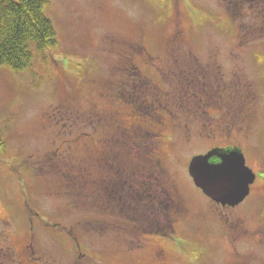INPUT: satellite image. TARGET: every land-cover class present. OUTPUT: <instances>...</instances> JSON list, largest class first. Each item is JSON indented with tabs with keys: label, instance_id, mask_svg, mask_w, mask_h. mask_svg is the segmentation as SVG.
Returning <instances> with one entry per match:
<instances>
[{
	"label": "rangeland",
	"instance_id": "1",
	"mask_svg": "<svg viewBox=\"0 0 264 264\" xmlns=\"http://www.w3.org/2000/svg\"><path fill=\"white\" fill-rule=\"evenodd\" d=\"M42 1L56 44L34 51L25 71L0 67L3 224L18 225L23 205L40 212L43 228L56 222L64 235L54 244L43 230V257L57 264H77L73 237L86 249L82 264H264V0ZM232 145L256 181L226 208L195 187L187 167ZM127 150L133 159L149 152L147 184L160 197L152 177L168 188L170 220L161 207L145 221L129 200L135 223H126L84 198L78 165L97 175L99 160ZM1 224L0 240L6 233L8 246H21L23 235Z\"/></svg>",
	"mask_w": 264,
	"mask_h": 264
},
{
	"label": "trees",
	"instance_id": "2",
	"mask_svg": "<svg viewBox=\"0 0 264 264\" xmlns=\"http://www.w3.org/2000/svg\"><path fill=\"white\" fill-rule=\"evenodd\" d=\"M252 1V5L263 4V0ZM43 4L42 0H0V67L6 66L16 72L25 71L31 66L34 51L42 52L56 44L55 30L51 21L43 13ZM138 53H141V50ZM125 143L129 144L128 141ZM141 144L145 145L143 140ZM4 149L5 144L0 136V151H4ZM120 153L114 152L110 159L99 160L97 175L92 174L93 171L91 173L86 164H81L82 168H79L84 174L85 179L81 181L84 187L87 185L91 187L93 179L96 182L94 206L112 211L114 215L120 214L119 217L123 222L135 223L132 213L128 212L125 206L126 202L129 204L130 200V204L132 201L136 203V205L133 204L134 209L139 210L145 221H148L152 211H157L161 207H163V211L165 210L167 219L170 220L169 214L173 215L176 211L173 208L174 203L168 188L163 187V184L160 185L155 176L152 177L154 185L162 194L160 197L158 192L155 193L150 188L153 184L149 181L147 184V180L152 176L148 167L150 166L148 158L145 156L149 152L138 159H133L128 150L125 153ZM122 162H127V166L131 165L132 170L129 174L122 172L120 164ZM125 195L128 197L123 199ZM165 225L168 229L171 224ZM147 227L146 224L140 225L139 233H136V236L139 237L143 233L145 235L144 230ZM167 229L161 231L162 236L171 235L170 229ZM152 233L156 232L153 230Z\"/></svg>",
	"mask_w": 264,
	"mask_h": 264
},
{
	"label": "flooded vegetation",
	"instance_id": "3",
	"mask_svg": "<svg viewBox=\"0 0 264 264\" xmlns=\"http://www.w3.org/2000/svg\"><path fill=\"white\" fill-rule=\"evenodd\" d=\"M135 86H138V85L132 83L131 84V90H133V88ZM149 88H151V87L148 86L147 89H149ZM133 92L137 96H140L142 94H143V96L146 95L145 93H143V89H136ZM133 92L129 95V97H127L128 98L127 102H129L132 107H133L132 102L137 101V99H136L137 96L133 95ZM135 111L137 113H139L138 108H136ZM232 116H230L229 118L231 119ZM250 117H251L250 113L244 114V116L242 117V120L250 118ZM250 121L251 120H247L245 122V124L241 126L240 130L242 132L247 131ZM121 130L122 129H119L118 132H121ZM247 140H245V141H247ZM214 149L226 150V149H241V148H240V145H232V146H228V147L212 146L208 150V152L211 150H214ZM77 168L81 169L82 168L81 164H79ZM28 171L30 172V169H28ZM42 171H43V167H42ZM31 176H32V174H31ZM91 185H92L91 187H88V185L84 187L82 184H80V189L84 194V198L87 199V201L89 202V205L94 204L93 202L95 201L94 192L97 188V185H96V182L94 179H93V182ZM22 190H24V189H22ZM28 207H29V205H28ZM2 208L5 211L7 209V206L2 205ZM14 210L15 209H12V211H14ZM17 210H20L21 212L23 211L22 213H16V214H20L23 217L22 219L17 220L18 225H17V222L14 220H8L4 224H3V219L0 218V221L2 223L1 227H4L7 230L9 228L14 229L18 235L19 234L23 235L21 246H18V248L8 246L7 243H9V236L6 233L1 234L0 264H57V263H54L53 261L46 260V258L43 257V230L49 231L51 234H55L56 239L54 240L55 242H53V243L57 244V243H59L62 236L64 235L63 232L60 233L57 230L58 224L56 222L51 223V224L46 223L45 226H47L50 230L45 229V228H43V217H40L41 216L40 212L34 211L32 208L28 209L27 205H23V207L21 206V208H18ZM6 212H8V211H6ZM29 215H32V216L30 217ZM36 218H38V219L40 218L39 219L40 221H39V223L35 224L33 220ZM35 225H37L39 227H35ZM16 233H12L13 238L18 237L16 235ZM73 240H74V247H75V248H73L74 249L73 251L77 252V254H78L77 262L75 261V263L82 264L83 262L81 260L83 258H86V253L84 252L86 249L84 248L83 244L80 243V240L77 237H73ZM82 246H83V248H82Z\"/></svg>",
	"mask_w": 264,
	"mask_h": 264
},
{
	"label": "water",
	"instance_id": "4",
	"mask_svg": "<svg viewBox=\"0 0 264 264\" xmlns=\"http://www.w3.org/2000/svg\"><path fill=\"white\" fill-rule=\"evenodd\" d=\"M188 174L194 185L223 207H235L249 195L255 174L239 149H214L192 157Z\"/></svg>",
	"mask_w": 264,
	"mask_h": 264
}]
</instances>
